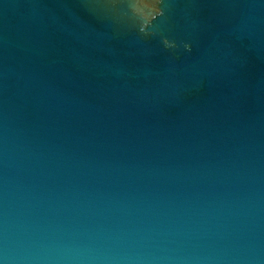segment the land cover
Listing matches in <instances>:
<instances>
[{
    "label": "water",
    "instance_id": "water-1",
    "mask_svg": "<svg viewBox=\"0 0 264 264\" xmlns=\"http://www.w3.org/2000/svg\"><path fill=\"white\" fill-rule=\"evenodd\" d=\"M133 3L0 0V260L264 264V0Z\"/></svg>",
    "mask_w": 264,
    "mask_h": 264
},
{
    "label": "rangeland",
    "instance_id": "rangeland-1",
    "mask_svg": "<svg viewBox=\"0 0 264 264\" xmlns=\"http://www.w3.org/2000/svg\"><path fill=\"white\" fill-rule=\"evenodd\" d=\"M158 0H134L132 9L141 17L148 21L149 18L158 12ZM138 21V20H137ZM145 22H140V27L143 29Z\"/></svg>",
    "mask_w": 264,
    "mask_h": 264
},
{
    "label": "clouds",
    "instance_id": "clouds-1",
    "mask_svg": "<svg viewBox=\"0 0 264 264\" xmlns=\"http://www.w3.org/2000/svg\"><path fill=\"white\" fill-rule=\"evenodd\" d=\"M0 264H8L7 260H0Z\"/></svg>",
    "mask_w": 264,
    "mask_h": 264
}]
</instances>
